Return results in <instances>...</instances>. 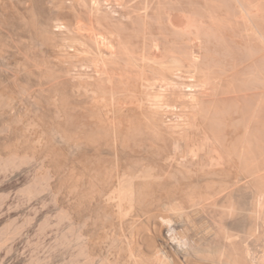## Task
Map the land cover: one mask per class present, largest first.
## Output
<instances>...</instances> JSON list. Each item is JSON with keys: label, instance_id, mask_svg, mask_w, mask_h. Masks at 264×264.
I'll return each instance as SVG.
<instances>
[{"label": "bare ground", "instance_id": "6f19581e", "mask_svg": "<svg viewBox=\"0 0 264 264\" xmlns=\"http://www.w3.org/2000/svg\"><path fill=\"white\" fill-rule=\"evenodd\" d=\"M10 1L12 23L27 28L31 11L35 31L18 89L27 101L25 127H42L36 141L45 148L64 145L67 158L89 162L90 178L76 187L97 192L95 206L106 208L88 237L77 222L80 232L73 222L72 237L68 230L56 236L58 247L72 251L69 263L264 264V248L250 243L264 233V0ZM47 6L56 13L52 24L40 20ZM177 91L185 95L180 110H168ZM165 111L174 112L170 122ZM29 154L1 155L0 167L28 162ZM44 174L27 195L48 188L52 177ZM113 213L126 219L118 230L109 224ZM7 227L0 249L20 231ZM119 230L128 232L124 239Z\"/></svg>", "mask_w": 264, "mask_h": 264}, {"label": "rangeland", "instance_id": "374dc122", "mask_svg": "<svg viewBox=\"0 0 264 264\" xmlns=\"http://www.w3.org/2000/svg\"><path fill=\"white\" fill-rule=\"evenodd\" d=\"M6 2H8V3H6ZM11 3L12 2L10 0H5V2H3V1L0 2V4H1L0 5V8H1V10H0V22H3V23H0L1 24L0 25V28H1L0 29V44L3 45V46L0 45L2 47V49L0 47V56L4 55V57H2V58L0 57V59H2V60H0L1 61L0 66H1V68L6 67L5 70L4 69L2 70L0 68L1 69L0 70V76L2 73V76L0 77V81H1L0 82V95H1V97H3V99L0 97L2 99V100L0 99V102L2 101L0 103V157H1V155H2V157H4L5 154H11L12 152L18 153L20 155H24L27 152V154H29V153L32 154V155L29 154L32 156V159L28 162H24L23 164L21 163L22 165L17 164L13 168L12 167H11V169L9 168V170L8 169L4 170L2 167H0V227H1L0 232L5 229V226L6 227L9 226V228L7 227L9 230L15 228V226H16V227H19L20 231H21V232L20 231L18 232L19 234L16 233L14 235L15 237L13 236L10 240L7 241L8 243L5 244L6 248H5V246H2V248L0 249V264H32L33 259H36V257L37 258L39 257L41 260H44V262H47L46 264H70L69 261H70L71 257H69V256H71L72 251L69 252L70 250L67 248L68 249L67 250L68 252H67L65 250L66 248L65 249L62 248L63 246H61V245H59V247H58L59 238L56 236L60 237V234H61L60 232L64 233L66 230L69 229V225L74 222L73 224L70 225V226L73 225L70 228H73V231H75V232H76V229L78 230L77 232L83 231L84 237L85 236L88 237L89 236L88 234H90V231L93 227L92 226L94 224L93 222L95 220L96 221L99 220L97 223H100L102 221V218L100 217L101 214H99V213H102L106 208H105V205L102 204L104 209H102L103 211L101 210L102 212H100L101 208L96 207V206H99V203L97 202L98 201L97 199H99V196H98L99 194L97 192H95V194H94V192L91 191L92 192L91 193L90 190L89 191L87 190L88 191L87 192L85 189H83V190H85V192H83V196H79V195H82V193L79 191H83V190L82 189L79 190V188H77L76 186H77V184L81 183L80 181H84V180L87 181L90 178L88 176L89 172H87L88 168H87V170L85 169V171L83 170L84 167L86 168L88 165L90 166V163L86 162V161L78 163L77 161H75L74 158L71 159L72 158L71 156H68V158H67L66 155H69V154H68V150L65 149L66 147L64 145H62V146L59 145V148L61 146L62 149L57 148L58 145H56V147L49 148L50 151L47 152L46 149H48V148H45L44 145L41 144V145H43V147H42L40 145V141H38V142L36 141L39 137L38 134L40 135V133H41L40 130H42V127L40 126L41 127L40 129L37 126H35L37 128H33V129H31V127H30L29 130H28V127L27 128L25 127L26 126L25 125L26 124L25 118H27V117H25V112H23V111H26L27 101L24 98L25 93L23 94L19 90L20 89L22 90V87L24 85H26L25 84L26 74L25 73L23 74V71L24 72L26 71V69H24L25 65L23 64V63H25L24 54L29 53L32 55L33 51L27 52V50H28V48H30V46H32V40H30V39H32V37L35 34L34 35L32 34L34 31V30L32 31V29H34V26H33L32 20H31L32 18H30V17H32L31 14L29 16V13H31V11H28L29 13L26 11L27 17H25V18L28 20V21H25V26H27V24H28L27 28L25 27L26 32H25V29L22 27V25H21V27H19L20 26L19 24H21V23H19V24L17 22H16V24L14 22L12 23L13 18L11 16V12H9V11H11ZM3 5H5V6H3ZM48 7L49 6H47V8ZM8 8H10V10ZM6 9H7V12H6ZM2 10H5L4 14H3L4 11H2ZM52 10L53 9L48 8L45 10V12H43L42 15H40V18H42L43 15H44V17L46 16V20L48 21V24H49V22L51 23L53 20V17L56 16L55 15L56 13H54L55 10H54V12ZM1 17L3 18V20ZM44 17L40 20L43 21V19H45ZM8 18H9L10 22L7 20ZM19 19H17L16 21H18ZM46 20H44V23ZM19 21H21V19ZM26 22H29V23L26 24ZM4 23H6L5 24L6 26L4 25ZM12 25L13 26L17 25L19 31L17 29H15L16 27L15 28L10 27ZM30 26H31V29H30ZM8 29H10V30H8ZM15 30L17 31L18 34H16ZM27 30H28V32H30V34L27 32ZM7 31H9V32H7ZM8 33H11V35H9ZM15 34H16V36H15ZM27 35H32V36L30 37ZM12 36H13V38H12ZM14 36H15V38H14ZM11 38L14 39L13 40L14 43L16 42L15 45H13L14 43L11 40ZM21 39L23 42L21 41ZM20 41H21V43H20ZM3 42L4 43L6 42V43L3 44ZM7 43H9V44L6 45ZM16 44H19V45H16ZM15 46L16 47L19 46L20 48L19 47L16 48ZM24 46H25V48H24ZM30 50H32V49H30ZM3 51H5L7 54ZM20 51H22L23 55L21 54ZM53 51L54 50H50L49 53L47 52L46 56L50 58L51 56H49V54L50 53L53 54L52 53ZM18 55L20 57H18ZM8 58H10V59H8ZM23 58H24V60H23ZM239 58H241V57H239ZM4 60H5V62H4ZM21 61H22V63H21ZM238 61H237L238 63L242 64V62H240L241 60L238 59ZM2 62H4L5 64H3ZM6 63L9 66H6L7 65ZM18 63L19 64L21 63V64L19 65ZM245 63L246 62H244V64ZM3 65H5V66H3ZM11 65H12V67H11ZM15 65L16 66L18 65V67L20 66V68L22 67L21 68L22 72L21 71L19 72V70H21V69H19ZM22 65H24V66H22ZM239 65H238L239 68H241L243 66V65H240L241 66L240 67ZM8 67H11V68H8ZM6 70H9L11 72L6 71ZM4 72H5V74H4ZM12 72L13 73L16 72V74H12ZM18 73H20V74H18ZM12 75H14V76H12ZM15 75L17 77L18 76L19 77L17 78ZM11 77H13V78H11ZM15 77L17 78V80H15L16 79ZM23 77H24V79H23ZM20 78L22 80H20ZM18 79L20 82H18ZM24 80H25V82H24ZM179 80H184V78H181V79L179 78ZM16 83H17V85H16ZM3 88H6V90H4ZM182 88L185 89V87H182ZM9 89H10V91H9ZM140 89L144 91V90H146V87L143 86V88H142V86H141ZM182 93H184V92L180 91L178 93H174L173 95H171L170 98H171V103H172L173 108H171L172 106L168 107V110H170V109H172L173 111L174 110L178 111L177 109L180 110V107H178V104H180L182 102V99L185 97V95ZM14 94H16V95H14ZM175 94H179V95H177V97H176ZM174 97H176V98H174ZM3 100L6 101V103H4ZM173 100H177V101L174 102ZM12 102L13 103L15 102V103L13 104ZM10 104H12V105H10ZM16 105H17V107H16ZM10 107H12V108H10ZM21 107L22 108L24 107V108L22 109ZM175 108H177V109H175ZM173 115H174V112L171 113V111L170 112L165 111V113L162 117L165 120H167V122H170L171 121L170 119L175 117V115L174 116ZM165 116H166V118H165ZM5 117H6V120H4ZM48 117L45 118V120L50 121V120H48L49 119ZM35 118H39L38 114L35 116ZM12 120H13V122H12ZM14 120H15V122H14ZM8 123H10V124H8ZM47 126H48V122H47V125L43 126V128L44 127L47 128ZM6 128L9 130H7ZM4 129H6V131ZM37 129H39V130H37ZM26 130L29 131L31 134H29V132H27ZM13 131H15L17 133H15ZM19 133H20V135H19ZM25 133H26V135H25ZM13 134H15L16 136ZM30 135H34V136L30 137ZM25 136L29 137V138H26ZM30 138H33V139H30ZM24 139H27V140H24ZM29 139H30V141H29ZM32 140H34V141H32ZM28 142H29V144H27ZM31 143H33L35 145L32 144L33 146H30ZM36 143H38V144H36ZM36 146L38 149L35 148ZM41 148H42V150H41ZM53 148H55L54 150L57 152L58 155L60 153V150L62 151V154L59 155L60 158L54 152L52 154L51 150H53ZM36 149H37V151H36ZM56 149H58V150H56ZM22 153H24V154H22ZM36 153H39V154H36ZM47 154H49V157L46 156ZM63 154H66V155H63ZM50 155L51 156L54 155V156H52L50 159ZM45 156L47 159L43 158ZM61 156L62 157L64 156V158H63L64 160L61 158ZM64 163H66V164H64ZM65 166H67V167H65ZM72 168H73V170H72ZM1 169H3V170H1ZM46 169H48V170L45 171ZM72 171H74V172H72ZM67 172H69V173H67ZM80 172H83V179L81 177L82 175L80 176ZM40 174H42V175L44 174V176H46V174H49V176L51 175V177H52V178L50 177L51 179L47 178V183L49 182V185H47V183L45 182V185H47L46 187H48V188L47 189L44 188L46 190L43 189L44 191L42 190L41 194H38L36 196L35 195L34 196L27 195V193L24 191V190H26L25 187L30 186L33 183L34 177H37V175L39 176ZM49 176H47V177H49ZM71 176H74V177H71ZM99 177H103V176H99ZM100 184L102 185V183H100ZM73 186H74V188L76 187L78 189V192H75L76 188L74 189ZM48 189H50L51 191ZM70 190H72V191H70ZM86 192H87V194L90 193V194H88L90 197L85 194ZM53 193H55V194H53ZM76 193H78V194H76ZM84 194H85V197H84ZM76 195H78V196H76ZM29 196H31V197H29ZM73 196H75L76 198L78 197L79 200L81 199V197L82 198L84 197V198L82 201L80 200L81 202H77L79 200L74 199ZM239 197L237 198L238 200H239ZM241 198H244V197H241ZM240 201H241V199H240ZM95 202L97 205L95 204ZM78 203H81V204H78ZM87 204H88V206H87ZM78 205H79V207H78ZM100 206H101V204H100ZM220 208H222V207H220ZM94 211L96 213H94ZM69 212H71V214ZM65 213H67L70 216V218H71L70 220H69V216L67 217V219L66 218L63 219L60 217V216H62V214L65 215ZM74 213L76 215H74ZM77 213H79V214L77 215ZM67 214H66V216H67ZM92 215H94V216H92ZM92 218H95V219H92ZM121 218L122 217L119 214L113 213V217L109 221L110 222L109 224L112 223L114 225V227L117 228V230H118L121 227L120 224L123 223L122 221L126 220L124 218H122L123 219L122 220ZM194 218L195 217L193 216L192 219H193V221L195 220L194 222H196L197 220H198L197 222H199V219H200L199 216H196V219H194ZM58 219H60V220H58ZM46 221H48L49 223L47 222L48 223L47 224ZM59 222H61V223H59ZM76 222L78 223L77 226L79 228H81L80 231L76 225L75 226L77 228L74 230V227H75L74 224H76ZM84 222H86V223H84ZM9 223H10V225H9ZM81 223L85 224V226H84L85 228L82 226L80 227V225H82ZM87 223H88V225H87ZM5 224H7V225H5ZM21 224H22V226H20ZM46 224H47V227H46ZM11 226H13V227L11 228ZM43 226L46 228L43 229ZM62 229H63V231H62ZM262 229L264 232V228H262ZM120 231L121 230H119V234L121 233L120 237H123L122 239H124L123 234L125 231H123V230L121 232ZM67 232H70V231L68 230V231H66V233ZM72 233H74V232H72V230H71V232H70L71 236L70 237H72ZM127 233L125 232V234H127ZM165 234H169L167 230L165 231ZM260 236L261 237H259L260 239L258 238V241H257V239L254 240L255 237H253V236L250 239V243H251V240L253 241L251 246H254V248L257 250L264 248V233ZM56 239L58 242H56ZM56 245L58 248L57 247L55 248ZM260 245H262V246H260ZM71 250H72V248H71ZM69 253H71V254H69ZM3 259H4V261H6V260L7 261L4 262V261H2ZM183 259H184V257H183ZM44 262L42 264H44Z\"/></svg>", "mask_w": 264, "mask_h": 264}]
</instances>
